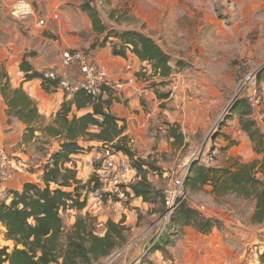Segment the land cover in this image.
<instances>
[{"label": "rangeland", "instance_id": "374dc122", "mask_svg": "<svg viewBox=\"0 0 264 264\" xmlns=\"http://www.w3.org/2000/svg\"><path fill=\"white\" fill-rule=\"evenodd\" d=\"M63 1L66 5L80 9L83 3L88 2L107 29L106 33L99 35L93 32L91 25L84 27L81 24L80 28L76 27L80 31V50L89 53L93 51L90 49L92 46L99 47V50H111L113 44L117 43L114 37L116 33L137 31L151 37L170 56L175 71L177 62L186 64V68L173 73L166 84H160L161 81L157 80L147 81V75L143 73L141 74L144 76L140 77L141 83L150 88H144L148 95L140 96L139 101L144 104L145 100L151 104L152 100H146L150 93L153 94V100H157L154 118L159 121V127H151L152 123L149 121L147 134L152 139L156 138V141L165 139L171 125L176 126L185 138V145L180 148L173 147L168 139L163 140L167 152L154 155L161 174H150L149 180L157 189L162 192L180 179L194 157L201 159L203 165L211 167H229L235 162H242L240 158L228 155V150L219 148L217 139L222 135L231 139V135L236 132L238 115L234 107L241 99L239 81L248 74L257 76L260 99L252 110L260 125L259 129L264 131V0ZM85 19L91 22L88 15ZM145 66L149 70L146 64ZM140 68L142 72L145 67L140 65ZM68 71L72 78L73 75L77 77L80 74L77 67L68 68ZM176 85L181 88H174ZM162 96H166L164 100L161 99ZM164 112H167V117L163 115ZM55 144L58 143L45 138L30 145L26 150L25 171L32 174L45 164L48 155L58 149ZM244 147L241 146V151ZM251 148L253 152L252 144ZM187 197L186 201L192 207L231 208L240 222L248 221L252 209V200L237 199L233 195H227L217 202L211 201L208 191L204 189L196 193L188 192ZM88 201L89 208L85 211L72 214L62 212L64 233L70 231L71 221L73 219L74 222L75 216L87 214L96 219L93 222L94 231L103 235L105 228L97 222L99 204L105 205L102 213L113 218L117 214V209H113L114 202ZM125 202L128 201L122 199L119 203L125 205ZM157 206L151 207L145 214L135 212L133 223L125 225L129 228L127 244L119 252L96 264H155L157 251L153 252L151 243L161 224V218L158 215L152 216L149 212ZM122 218L125 221L126 217ZM259 228L264 229L262 226ZM168 231L171 235L167 249L159 252L163 259L179 264L193 259V254L197 253L185 246L183 230L181 232L176 227L172 228L171 219L164 236L157 244L162 246L166 243ZM257 234L264 237V234ZM260 239L262 243L249 248L246 260L242 259L241 264L258 262L255 257L258 258L264 249V238ZM0 245L5 246L3 242ZM8 247L9 250L13 248ZM254 247L257 248L256 251ZM119 253L121 255L117 256Z\"/></svg>", "mask_w": 264, "mask_h": 264}, {"label": "trees", "instance_id": "16d2710c", "mask_svg": "<svg viewBox=\"0 0 264 264\" xmlns=\"http://www.w3.org/2000/svg\"><path fill=\"white\" fill-rule=\"evenodd\" d=\"M81 10L89 16L94 33H106L107 29L97 11L88 2L81 5ZM114 37L117 43L111 48L112 54L124 58L128 50L148 66L149 70L143 68L145 71L139 72L147 75V81L157 80L161 81L160 84H166L173 73L186 68V64L177 62L175 71L170 56L143 33L125 31L116 33ZM96 48L99 47L92 46L90 49ZM25 65L24 62L21 64V71L26 73V81L40 79L46 93L57 89L56 81L45 79L43 74ZM0 92L8 115L26 126L25 141L35 138L38 132V140L46 138L58 143V149L39 167L42 171L40 185L27 182L20 191L6 192V197L0 200V224L4 228V240L13 244L12 250L0 245V264H96L119 252L127 244L129 228L124 225L123 218L117 223L108 220L104 234L99 235L94 231L95 217L77 215L70 231L64 233L62 212L83 211L88 194L100 187L93 175L84 184L77 178L72 157L85 150L81 142H98L103 149L109 148L126 156L137 178L127 188L123 187L128 202L132 198H140L152 207L158 205L149 212L151 215H163L165 207L162 192L149 180L150 174H161L160 167L154 158L139 157L131 147L130 139L125 135V123L110 112L113 98L108 88L102 87L95 98L84 90H78L70 100L62 104L48 123L39 115L36 104L22 88L11 89L6 84L0 86ZM73 107L77 111L87 108L92 111L78 117L72 113ZM234 111L238 115L239 130L245 133L253 146V152L259 158L250 163L235 162L229 167L194 163L188 170L184 188L187 193H196L210 187L209 193L215 202L227 195L252 200L254 211L250 223L264 227V132L259 129L253 118V110L244 98L238 101ZM168 131L171 145L183 147L184 135L178 132V128L170 125ZM71 162L73 164L69 166ZM186 200L172 215V228L176 227L182 232L188 227L197 234H210L218 222L190 206ZM101 201L106 203L119 200L104 195ZM168 240L162 246H153V252H165ZM257 264H264V249Z\"/></svg>", "mask_w": 264, "mask_h": 264}, {"label": "crops", "instance_id": "0c3cea01", "mask_svg": "<svg viewBox=\"0 0 264 264\" xmlns=\"http://www.w3.org/2000/svg\"><path fill=\"white\" fill-rule=\"evenodd\" d=\"M16 1L18 0H0V75L2 74L0 76V86L4 87L7 84L11 89L22 88L26 95L36 104L39 115L44 119L45 123H48L54 118L55 114L67 99H65L62 91L58 89H55L51 93H46L42 89V81L40 79L26 81V73L21 71V64L24 62V67H26L25 64H27L31 66L33 70L41 74L48 71H56L59 76L66 75L72 80L75 79L74 81H76V79L78 80L80 74L77 77L73 75V79L68 68H63L60 65V56L61 52L66 49H79L80 31H77L76 27L80 28V26H82L81 24H83L84 27H88L91 25V22L89 19H85L87 15L81 11L80 7H73L69 4L66 5V2L63 0H25L33 6L36 16L24 21H18L13 19L9 14L11 6ZM36 18H43L46 21L44 28L38 29L35 27ZM88 54L95 64L103 65L107 69L110 80L124 84L123 90L119 95L109 90L113 98L110 112L125 123V135L130 139L131 147L136 152L137 156L142 158L150 156L154 158V155L157 153L167 152L166 143L163 140L168 139L171 142L172 139H170L168 135H166V138L164 137L165 139L161 138L159 141H156V138L152 139L149 134H147L149 130V119L147 114L149 112H151V114L155 113V104L157 100L154 101L153 94L150 93L149 97L145 99H149V101L152 100V102H150L151 104L146 103L145 100L144 104L139 101L140 96L148 95L146 89L150 88L149 85L142 84L140 81V77L142 76V74L139 73V69H141L140 65L145 67L146 70L145 64H142L128 50L124 58L114 56L108 48H103L101 50L96 48L93 51H89ZM176 87L181 88L179 85L174 86V88ZM161 99L164 100V98ZM91 111L90 108L77 111L73 107L72 113L79 117L91 113ZM163 115L165 117L168 116L167 112H164ZM253 118L257 122L254 115ZM257 125L260 127L258 122ZM25 130L26 126L21 121L8 115L5 100L0 92V151H3L10 158L20 157L24 165L25 159L27 158L26 150L30 145L37 142L40 136V134L36 132L35 138L25 141ZM231 136V139H229V136L222 135L220 139H217V146L219 148L222 147L224 150H228V155L234 158L238 157L242 162L258 159V156L252 152L251 142L245 133L239 130L238 123L236 132ZM230 141L232 145H229ZM55 145L58 146V144ZM80 145L85 150L72 158L76 166L77 178L84 184L88 181L89 176H91V162L93 158L101 152L103 148L102 144L98 142H81ZM242 145L245 146L243 151H241ZM49 158L50 155L45 159V162H47ZM41 175L42 171L39 170V168L32 174L27 173L25 170L23 173L17 172L13 175V178L5 184L4 189L6 192L20 191L22 186L27 182L40 185ZM204 190L208 191L209 198L211 201L215 202L213 195L209 193L211 188L205 187ZM106 203L113 204L110 201ZM114 205L115 207H113V209H117L118 212L114 210L117 213L116 216L108 218L106 214L102 213L105 205L102 203L99 204V217H97L99 226L105 228V223L108 220L117 223L122 217H126L124 225L127 226V223L132 222L135 212L145 214L152 207V205L143 203L140 198H132L126 205H121L118 202H114ZM87 207L89 208V201L87 202L85 210ZM194 208L201 211L204 215L216 220L218 222V227L213 228L208 235L197 234L193 229L188 227L183 229L185 246H189L190 251L197 253L193 254V259L186 260L184 264H220L222 262L241 264L242 259L246 260L249 248L258 246V243H262L260 238L264 237H260L257 233L259 232L260 235L264 234V229L259 228V225L250 223V217L254 211L253 201L247 222H240L231 208L222 207V209L221 207H217L205 209L203 206L199 205ZM66 213L72 214L77 212L66 211ZM232 215H234L235 218ZM74 222L72 219L71 226ZM168 233L169 239L170 232ZM0 242H3L5 246H13L11 242L4 240V228L1 224ZM256 249L257 248L254 247L255 251ZM254 254L257 256L256 252ZM256 259L258 258L255 257V260ZM257 263L256 261L255 264ZM155 264L179 263L164 260L162 254L157 251L155 255Z\"/></svg>", "mask_w": 264, "mask_h": 264}, {"label": "built area", "instance_id": "2783aa9c", "mask_svg": "<svg viewBox=\"0 0 264 264\" xmlns=\"http://www.w3.org/2000/svg\"><path fill=\"white\" fill-rule=\"evenodd\" d=\"M9 14L18 21H24L36 16L33 6L25 0L16 1L11 6ZM34 25L36 28L42 29L46 25V21L43 18H36ZM60 58V65L63 68L77 67L80 71V78L74 81L66 75L59 76L56 71L45 72L43 77L50 81H56L57 89L62 91L65 99L70 100L78 90H84L92 98H95L99 95L102 87L108 88L116 95L121 94L124 84L110 80L107 69L103 65L95 64L90 55L84 50L66 49L61 52ZM239 87L241 99L244 98L251 108L258 104L260 99L259 85L255 74L243 76L239 81ZM147 117L152 123L151 127H159V121L154 118V114L148 113ZM194 163L203 164L201 159L194 157L186 166L183 176L163 189L162 196L165 210L160 217L161 224L152 240V247L161 241L172 215L187 199L188 193L185 191L184 182L190 166ZM72 164L73 162L69 163V166H72ZM24 170L25 165L20 157L10 158L3 151H0V200L6 197L5 184L13 178L15 173H23ZM91 175L95 176L100 183V187L88 194L87 202L88 200L101 201V197L104 195H108L110 198L113 196L117 197L118 203L122 199L128 201L123 187L127 188L137 179L128 158L122 153L114 152L109 148L102 149L93 158ZM119 255L120 253L117 256ZM220 264L232 263L222 262Z\"/></svg>", "mask_w": 264, "mask_h": 264}]
</instances>
